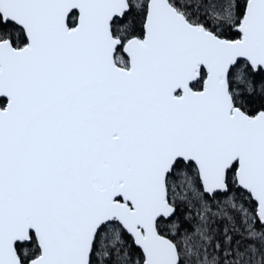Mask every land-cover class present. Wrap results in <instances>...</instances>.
I'll return each instance as SVG.
<instances>
[{
  "label": "snow or ice",
  "instance_id": "1",
  "mask_svg": "<svg viewBox=\"0 0 264 264\" xmlns=\"http://www.w3.org/2000/svg\"><path fill=\"white\" fill-rule=\"evenodd\" d=\"M0 264H264V0H0Z\"/></svg>",
  "mask_w": 264,
  "mask_h": 264
}]
</instances>
